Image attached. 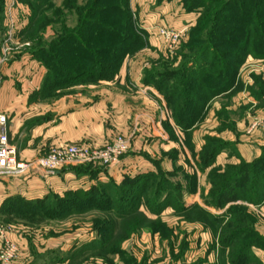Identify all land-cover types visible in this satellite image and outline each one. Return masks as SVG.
Masks as SVG:
<instances>
[{
    "label": "rangeland",
    "instance_id": "374dc122",
    "mask_svg": "<svg viewBox=\"0 0 264 264\" xmlns=\"http://www.w3.org/2000/svg\"><path fill=\"white\" fill-rule=\"evenodd\" d=\"M0 1L2 102H10L14 92L22 91V84H14L12 79L23 75L30 78L29 71L37 66L36 60L48 70L44 84L48 82L47 86H53L46 95L55 99L69 91L74 93L80 78L76 75L79 70L72 67L68 73L55 75V72L48 74L49 66L62 59L59 49L73 48V60H78L76 39L87 40L95 46H119L120 37L107 35L100 29L104 26L124 28H121L123 15L117 7L122 4L131 17V24L126 28L130 36L114 76L120 73L127 57L132 61L142 57L139 58V71L143 79L152 82H158L156 73L164 71L163 76L177 83L180 75L172 73H178L190 57L199 58L202 53L204 61L215 63L211 68L222 69L219 84L212 93L198 92L196 80L191 84L186 81L194 77L182 71L184 86L180 88L179 99L192 103L190 109L182 108L186 109L183 113L188 112H185L186 117L190 116L187 119L189 125L184 127L175 122L164 93L153 83H148L163 97L168 112L164 105L160 106L161 110L167 112L179 128L181 142L173 146L175 136L169 131L171 143L166 142V148L162 147L163 140L168 141L165 133L159 135L161 139L151 136L146 140V143L153 140L149 147L151 154L140 153L145 154L150 168L134 176L126 175L124 179L145 176L141 178L142 182L134 183L139 186L146 182L145 191L149 196L142 197V203L136 205L129 216L120 218L116 216V209L110 211L96 201L79 204V200L101 197L104 190L100 183L109 185V197L118 199L114 193L123 189L124 179L119 183L113 178L98 179L99 172L111 165L71 163L57 171H72L95 182H85L81 188L62 193L49 189L41 196L49 197V203L58 202L56 213L64 215L63 218L52 219L55 214L47 211L46 206L33 217H23L20 212V215L2 220L5 229L29 239L33 257L27 264H242L246 259L264 258L260 251L264 249V200L251 203L242 199L247 192L260 190L264 193L262 180L257 187L251 183L254 171L264 174V169L256 165V161L264 157V8L261 9L258 0H172L168 6L163 5V1L168 0ZM168 15L179 25L168 22ZM160 28L184 30L175 48L163 39ZM248 35H252V51L244 55L241 54L242 47ZM152 36L157 37L159 45L153 43ZM47 50L55 59L48 57ZM115 60L104 57L99 62L100 69L108 73L116 70L119 61ZM107 61L115 67H110ZM65 79L70 83L63 82ZM139 127L140 124H136V129L126 136L119 134L129 139V149L124 155L138 153L139 131L136 130ZM21 128L23 131V126ZM49 148H45L42 155L48 153ZM213 150L216 153L211 155ZM241 170H248V178L231 184L229 180L233 174ZM37 171L49 176L56 172L34 168L24 174L6 177L24 178ZM97 185L100 193L95 192L87 198L85 192ZM136 186L130 187L134 190ZM223 187L224 196L218 201L217 193ZM158 189L160 199L154 195ZM69 197L70 204H67ZM66 205H70L68 213L62 210ZM29 210L38 211L35 207ZM5 229L0 230L1 238V231L7 232ZM243 231L245 233L239 238L229 240V233ZM7 238L16 245L17 256L18 243ZM248 241L254 244L247 258H232L234 249ZM2 244L3 239L0 250ZM256 262L252 260L250 264H258Z\"/></svg>",
    "mask_w": 264,
    "mask_h": 264
},
{
    "label": "crops",
    "instance_id": "0c3cea01",
    "mask_svg": "<svg viewBox=\"0 0 264 264\" xmlns=\"http://www.w3.org/2000/svg\"><path fill=\"white\" fill-rule=\"evenodd\" d=\"M171 1H163V5L168 6ZM167 19L170 23L175 20L171 15H168ZM173 22L174 25L179 23ZM156 39V36L151 37L153 43L158 44ZM139 58L137 57L136 61L125 58L120 73L111 79L91 81L79 75L76 91H69L55 98L56 100L53 96L45 94L46 91L52 90L53 86H47L48 82L44 84L48 70L38 60V64L34 61L37 66L31 67L29 71L32 74L30 78L27 75L14 77L13 83L22 84V91L14 92L10 102L0 101V111L9 116L10 143L15 147L18 159L32 161L41 156L48 146L49 150L53 146L72 143L102 148L117 135L130 134L136 129V124H140L136 130L139 131L136 147L138 153L123 155L107 170L99 172L100 181L113 178L119 183L126 175L134 176L150 168L143 154H151L149 147L153 140L146 143L149 137L160 138L159 135L162 136L163 133L168 137L169 131L176 137L173 146L179 144V128L166 114L168 109L160 93L152 84L145 83L139 71ZM63 82L70 83V80L65 79ZM25 84L30 85V88ZM10 95L11 93L9 97ZM161 105L165 106L167 112L161 110ZM21 134L24 135L21 137ZM166 142L171 143L169 137L168 141L163 140V148L168 147ZM140 152H143V155ZM40 172H34L24 178L0 177V230L5 229L2 220L16 215L12 206H15L18 200H35L41 198L49 189L62 193L72 188H81L87 182H95L90 181L88 176H78L72 171H56L52 176ZM5 230L6 235L18 243V254L11 264H27L33 257L29 239L22 237V234ZM1 243L0 237V246ZM260 251L264 253V249ZM259 259L264 264V258L260 256Z\"/></svg>",
    "mask_w": 264,
    "mask_h": 264
},
{
    "label": "trees",
    "instance_id": "16d2710c",
    "mask_svg": "<svg viewBox=\"0 0 264 264\" xmlns=\"http://www.w3.org/2000/svg\"><path fill=\"white\" fill-rule=\"evenodd\" d=\"M122 3V1H120ZM123 2H125L123 0ZM258 3L261 5V9L264 8V0H258ZM1 1H0V10H1ZM116 4V3H115ZM120 4V3H119ZM127 6V5H126ZM117 7L121 10L119 11V13H121L123 15V22L124 24L121 25V28L124 26V28L122 29H118V28H111V27H105L103 23H100V25L104 26L103 28L101 27L100 32H103L107 35L112 36V34H114L115 36H118L121 38V43H119V46L117 45H111V46H105V45H93L91 43H88L87 40L86 41H82V40H77V49H75V52H77L78 55V60H73L74 57L72 56L71 51L73 52L74 49L73 48H67V49H59L58 52L61 54V60L60 62L62 63V66L59 65L60 62H56L53 63L51 66H49V70L50 72L48 74H52V72H55V75L57 74H61L63 73H68L70 72V68L72 69V67H74L73 69L79 70L78 74L76 75H83L86 78L89 79H111L114 77V73L117 71L118 66L121 63V59L123 57V54L125 52L124 47H126V41L129 40V33H127V25L131 24L130 22V16H129V11L126 9L125 4L123 5H117ZM262 12V11H261ZM262 23L264 24V20L262 21ZM100 32L98 34H100ZM97 36H102V35H98ZM72 36V35H71ZM249 37H247L245 39V43L242 47L243 52L241 54H250L252 49H250V40L252 35H248ZM75 36H72V38H74ZM71 38V37H70ZM124 44V45H122ZM128 44V43H127ZM57 46V45H56ZM71 47V46H70ZM63 48V47H62ZM192 48V47H191ZM50 51L47 50L46 54H48V57H51L53 59L54 55L51 53H49ZM209 52V51H208ZM71 53V54H70ZM70 54V55H69ZM205 54V53H204ZM217 54V52H216ZM195 56V55H194ZM190 57L189 60L183 64V66L179 69L180 71H177L178 73L174 72L172 74H179L180 77L178 78V82L174 83L173 79L167 77V76H163L165 73L164 71H161L163 73L159 74L158 73V77L159 80L158 82L156 81H151L147 78H145V83H153L154 85H156L158 87V89L160 90V92L164 93L165 99L167 100L168 106L171 108L173 116H174V120L175 122L181 126H188L189 124L187 123L188 120L190 118L186 117V113L188 112H182V110H186V109H182V108H187L190 109V106H192V103L187 102V101H181L179 99V96H181L180 94V90L182 89V86H184L183 80L182 79V71L187 72L188 75L194 77L191 79H186L187 83L191 84L193 83L195 80L196 82V89L198 92H200L201 90L206 93H212L215 89V87L218 86L219 84V78L221 77V70L222 69H217L216 71L211 68V65H215V63L213 61L210 60H203L204 56L202 53V56L197 58V57ZM108 58V59H116L117 61H119V64L117 65L116 70H113L112 72H106L104 69H100L99 67V62H101L103 60V58ZM102 58V60H101ZM194 58V59H193ZM240 58V57H239ZM193 59V60H192ZM73 60V61H72ZM115 60V61H116ZM109 61V60H108ZM107 61V63H108ZM111 62V60L109 61ZM191 62V63H190ZM205 62V63H204ZM60 63V64H61ZM89 65V66H88ZM108 65L110 67H115V65H111L110 63H108ZM208 65V66H207ZM105 67V66H104ZM84 68V69H83ZM103 68V67H102ZM115 69V68H114ZM105 71V73H104ZM59 75V76H61ZM233 74H231L232 76ZM183 76H185L183 74ZM155 76H153L154 78ZM152 79V76L151 78ZM199 79V80H198ZM172 80V81H171ZM199 81V82H198ZM171 82V83H170ZM181 88V89H180ZM221 89H223L220 86ZM182 99V97H181ZM178 100V102H177ZM176 112V113H175ZM183 113V114H182ZM216 153V150H213L210 152L211 155H214ZM99 164V163H97ZM256 165L258 167H260L261 169H264V157H262V159H259L256 161ZM253 166V164H252ZM255 173L253 174L252 177V181L251 183H255L253 186L257 187L260 183V180H262V189H264V174H258L256 173V171H254ZM240 174V175H239ZM248 170H241L239 172H236L235 174H233L232 178L229 180V182L231 184H233L234 182H239L240 179L242 178H248ZM145 177V176H143ZM142 176L140 177H133V178H127L123 180V182L121 183L123 189L116 191L114 193L115 196L118 197V199L116 200V198H111L109 197L108 192V187H110L109 185H106L104 183H100L101 184V188H103V194L100 195L101 197L99 198H94V199H84L83 201L79 200V204L83 202L86 203L87 202H92V201H96L98 202L100 205L103 206H107L106 208H108V210H112L111 208L116 209V216L120 217V218H124L126 216H129L130 213L132 212L131 210L135 209L138 204L140 205L142 202H140L141 198L143 197V199L147 198L149 196V194H147V192L145 191V189H147V184L146 182L141 183V185H137L134 182H142L141 178H143ZM141 180V181H140ZM132 183V184H130ZM99 184V185H100ZM97 186H92L87 192H85V194L87 195V198L90 196V194L93 193H100V188ZM131 185L136 186L135 189H131L132 187H130ZM254 188V187H253ZM128 192H130L128 194ZM127 193V194H125ZM225 190L224 187L222 190L219 191V193H217V200L220 201L223 196H224ZM155 198H161V193H160V189H158L157 192L154 193ZM71 198H74L73 196H70ZM67 198L66 201H68L67 204H70V200L71 198ZM128 197V198H126ZM180 198V196H179ZM232 198V197H230ZM242 199H244L247 202H251V203H260L264 200V193L261 192L260 190L257 191H252V192H247L244 193L242 196ZM145 201V200H144ZM49 197H43V198H38L35 200H18L13 207V211L16 213V215H23V217L26 216H31L33 217L35 214H38L40 212H42V209H44L46 206H48L47 211H52L55 216L52 217V219H58V218H63L59 213H56L58 206V202H53V203H49ZM52 202V201H51ZM50 204V205H48ZM137 205V206H136ZM212 205V204H211ZM58 206V207H57ZM67 207H64V209H62L63 211L68 213V210L70 208V205H66ZM136 206V207H135ZM27 207V209H25ZM37 208L38 211L33 212V210L30 212L29 209L32 208ZM20 208H22V211L19 210ZM109 211V212H110ZM47 213V212H46ZM207 214L212 215V213L206 211ZM44 214V213H43ZM42 214V215H43ZM213 216V215H212ZM245 231L239 233V232H232L229 233L231 234L228 238L229 240H235L237 238H239V236H241L242 234H244ZM233 236V237H232ZM254 243L251 242H243L240 246H238L237 248L234 249V253L231 255L232 258L233 257H237V258H244V256H246L245 258H247L248 254H250V247L253 245ZM95 248V247H94ZM80 252V251H78ZM235 255V256H234ZM236 259L234 258L232 261L234 262ZM252 260L254 262H256L255 260H259V262H256L258 264H263L261 262L260 259L258 258H252ZM251 260V261H252ZM251 261H248L247 259L243 261L242 264H250Z\"/></svg>",
    "mask_w": 264,
    "mask_h": 264
},
{
    "label": "built area",
    "instance_id": "2783aa9c",
    "mask_svg": "<svg viewBox=\"0 0 264 264\" xmlns=\"http://www.w3.org/2000/svg\"><path fill=\"white\" fill-rule=\"evenodd\" d=\"M160 34L171 48H175L184 30L160 28ZM129 149V139L119 135L103 148H93L82 144H66L53 146L48 153L32 161H22L17 157V151L10 143L9 116L0 111V177L24 174L32 169L41 168L55 172L71 163H99L112 165ZM3 244L0 250V264H10L17 253L16 245L1 231Z\"/></svg>",
    "mask_w": 264,
    "mask_h": 264
}]
</instances>
